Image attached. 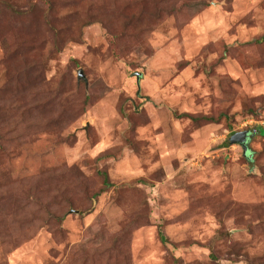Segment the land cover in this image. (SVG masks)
<instances>
[{
	"label": "rangeland",
	"instance_id": "1",
	"mask_svg": "<svg viewBox=\"0 0 264 264\" xmlns=\"http://www.w3.org/2000/svg\"><path fill=\"white\" fill-rule=\"evenodd\" d=\"M260 131L264 0H0V264H264Z\"/></svg>",
	"mask_w": 264,
	"mask_h": 264
},
{
	"label": "trees",
	"instance_id": "2",
	"mask_svg": "<svg viewBox=\"0 0 264 264\" xmlns=\"http://www.w3.org/2000/svg\"><path fill=\"white\" fill-rule=\"evenodd\" d=\"M172 8H174V7H172ZM12 11H14V10H12ZM158 11L161 12V11H163V9L158 8ZM174 11H176V9L171 10V12H174ZM24 61H25V59H24ZM184 116L191 119L193 121V123H195V124H197L199 122H204V123L214 122V119L212 117H200V116H193V115H188V114L184 115ZM243 133H248V135H253L255 133V131H245ZM260 134L264 135V132L260 131ZM245 157H246L245 159H247L246 161H248L247 163L249 165H252L253 164L252 153L251 152L247 153V155H245ZM82 182H83V180H82ZM96 203H97V199L95 197H91V205H90V207L81 211L82 216H86V215L92 213ZM45 208L47 210V215H50V216L54 215L53 211L50 210L49 207L45 206ZM160 238H161V241L163 244H165V245L168 244V241L166 240L164 235L161 233H160Z\"/></svg>",
	"mask_w": 264,
	"mask_h": 264
},
{
	"label": "water",
	"instance_id": "3",
	"mask_svg": "<svg viewBox=\"0 0 264 264\" xmlns=\"http://www.w3.org/2000/svg\"><path fill=\"white\" fill-rule=\"evenodd\" d=\"M246 135H247L246 133H242L239 135V139H235L236 141H233V142L239 143L242 146L244 152L247 151V146L244 143V139H245Z\"/></svg>",
	"mask_w": 264,
	"mask_h": 264
},
{
	"label": "flooded vegetation",
	"instance_id": "4",
	"mask_svg": "<svg viewBox=\"0 0 264 264\" xmlns=\"http://www.w3.org/2000/svg\"><path fill=\"white\" fill-rule=\"evenodd\" d=\"M246 134L247 135L244 139V143L247 146V151L246 152L243 151L245 155H247V153H249L248 143H249L250 139L252 138V135H248V133H246Z\"/></svg>",
	"mask_w": 264,
	"mask_h": 264
}]
</instances>
